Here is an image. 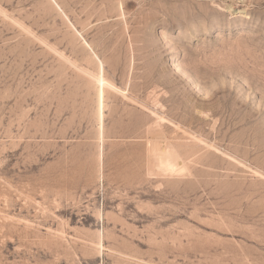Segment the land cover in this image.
I'll return each instance as SVG.
<instances>
[{"label":"rangeland","instance_id":"obj_1","mask_svg":"<svg viewBox=\"0 0 264 264\" xmlns=\"http://www.w3.org/2000/svg\"><path fill=\"white\" fill-rule=\"evenodd\" d=\"M244 1L0 0V264H264Z\"/></svg>","mask_w":264,"mask_h":264},{"label":"bare ground","instance_id":"obj_2","mask_svg":"<svg viewBox=\"0 0 264 264\" xmlns=\"http://www.w3.org/2000/svg\"><path fill=\"white\" fill-rule=\"evenodd\" d=\"M245 1L244 0H232V2L230 3V5H228L226 7V11H228L229 13L231 14H246L247 13V10L246 8L243 6V3ZM89 46V45H88ZM91 49V48H90ZM94 53V52H93ZM95 57L97 58L96 54L94 53ZM100 65L102 67V64L100 62ZM101 81L103 82V79L101 78ZM101 96H103V92H102V89H101V92H100ZM167 156V155H166ZM161 158V157H160ZM161 163L163 164V166H166V167H171L173 166L172 164V161L170 163V160H168V156L167 157H164V158H161Z\"/></svg>","mask_w":264,"mask_h":264}]
</instances>
